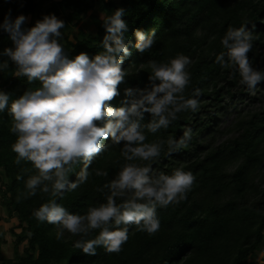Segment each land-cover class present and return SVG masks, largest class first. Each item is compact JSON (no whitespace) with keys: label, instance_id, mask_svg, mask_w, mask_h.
Returning <instances> with one entry per match:
<instances>
[{"label":"trees","instance_id":"1","mask_svg":"<svg viewBox=\"0 0 264 264\" xmlns=\"http://www.w3.org/2000/svg\"><path fill=\"white\" fill-rule=\"evenodd\" d=\"M42 1L0 0V23L9 10L13 19L18 15L37 16ZM93 2L55 0L37 18L42 19L51 12L64 21L60 42L69 58L80 52L91 58L103 51L106 31L101 18H91L92 34L77 26L76 33L69 39L65 31L81 21V15L92 9ZM103 7L106 9L104 17L116 8L125 9L122 17L128 25L125 43L131 52L122 64L128 75L118 86L120 95L110 106H122L125 88L143 89L149 85V61L167 62L178 53L191 59L187 69L191 79L184 95L197 99V110L178 113L167 129L161 128L155 134L145 129L144 133L145 142L151 143L167 140L169 136L178 139L186 128H191L192 139L187 148L169 156L165 145L152 166L170 174L183 164L184 170L196 177L195 182L179 204L157 209L160 229L154 235L136 231L134 225H129V239L122 251L107 253L103 247H98L95 255H86L73 247L79 236L65 233V239L57 241L55 226L32 216L34 209L52 198L50 193L37 190L35 196L17 201V195L26 191V179L36 170L30 162L15 163L16 154L11 144L16 135L9 131L11 117L6 108L0 112V192L4 206L17 219L14 228L20 229L14 233L13 241L16 264H245L264 248V188L260 170L264 162V108L237 119L233 125L238 132L236 137L220 143L212 141L218 132L216 126L222 110L228 105L235 109L238 99L249 97L248 91L242 89L246 86L239 85L238 74L231 76V69L222 68L216 57L226 52L221 39L228 27L246 25L254 37L249 60L254 68L264 67V56L257 53L264 47V0H119L117 3L107 0ZM65 11L66 14L62 13ZM28 25L30 28L34 23L29 21ZM152 29L156 31V43L140 53L134 47L135 31L148 33ZM12 46L8 34L0 29V52ZM7 59L0 56V62ZM14 72L15 65L10 60L9 67L0 71V90L9 94L10 102L25 91L40 87L39 81L29 83L26 77H14ZM197 89L199 95H194ZM150 119L151 115L145 113L142 123ZM104 143L107 147L93 160L88 181L75 191L66 192L63 199L57 198V202L72 213L84 214L89 206L105 202L107 190L97 189L112 179L126 162L120 155L122 144L113 145L110 138ZM82 166V163L74 166L69 173L71 180H75ZM94 169L106 171L108 176L98 177ZM18 174L23 179L18 181ZM96 235L98 230L86 238ZM21 244L23 247L19 248Z\"/></svg>","mask_w":264,"mask_h":264},{"label":"clouds","instance_id":"2","mask_svg":"<svg viewBox=\"0 0 264 264\" xmlns=\"http://www.w3.org/2000/svg\"><path fill=\"white\" fill-rule=\"evenodd\" d=\"M124 15V8H116L111 15L101 17L106 31L103 51L91 58L85 52L69 58L60 42L65 23L54 14L44 15L34 26L25 28L28 18L18 15L13 19L9 10L0 23L13 45L0 52L8 58L0 62V71L9 67L10 60L15 65L14 77L40 83V87L25 91L11 102L9 94L0 90V112L7 108L9 131L16 135L11 144L15 163L30 162L36 170L26 179V191L17 195V201L35 196L37 190L50 193L52 198L34 209L32 216L54 225L57 241L65 239V233L79 236L73 247L86 255H95L98 247L107 253L122 251L129 239V225L154 235L160 229L157 209L186 199L196 179L183 164L170 174L152 166L165 145L169 156L187 148L191 128H186L178 139L169 136L151 143L145 142L144 133L145 129L152 134L167 129L178 113L197 110V99L184 95L191 79L187 69L192 61L188 56L178 53L167 62L149 61V85L143 89L125 88L122 106H110L128 75L122 68L124 58L131 55L125 43L128 25L122 19ZM135 37L134 47L140 53L150 50L157 40L155 29L148 33L136 30ZM253 38L246 25L229 26L221 39L226 52L216 57L222 68L231 69L233 77L238 74L239 84L252 92L264 82V70L254 68L248 57ZM194 95H199L198 89ZM145 113L151 119L142 123ZM109 138L113 145L122 144L120 155L126 162L97 189L107 190L105 202L89 206L84 214L68 211L57 198L63 199L66 192L88 181L89 168L105 151L104 142ZM137 160L147 163H135ZM81 163L75 180H71L69 173ZM94 172L98 177L108 176L101 169ZM16 179L23 176L18 174ZM96 230L95 238H86Z\"/></svg>","mask_w":264,"mask_h":264},{"label":"rangeland","instance_id":"3","mask_svg":"<svg viewBox=\"0 0 264 264\" xmlns=\"http://www.w3.org/2000/svg\"><path fill=\"white\" fill-rule=\"evenodd\" d=\"M53 1L55 0H43L40 4V13L37 14V16H26L28 19L24 27L28 28L29 21L35 24L38 16L41 15V13H43V11L47 9ZM112 1L117 3L119 0ZM106 2L107 0H94L92 9L88 13L81 15V21L78 24H72L70 29L65 30L69 39L76 33L77 26H81L87 33H94V26L91 18L93 16L98 18L105 16L106 9L103 6ZM62 13L66 14L67 11ZM49 14L52 13L50 12ZM72 23H74V21H72ZM257 53H260L261 57H263L264 47L258 49ZM257 69L264 70V67L260 65ZM242 89L243 91H248L249 97L243 100L238 99L235 109L231 108L230 105L227 104L228 107L222 110V114H220L219 121L216 126L218 132L214 135L212 140L215 143L226 141L227 139L234 138L238 135V132L233 125L240 116L248 115V113L260 112L264 108V84L258 85L254 92L248 90L246 87H243ZM224 103L226 104V101ZM260 170L261 173L263 172V175L261 176V187L264 188V162L262 163ZM4 223H7V225ZM16 224L17 219H14V216H12V214L8 212L6 206H4L0 192V264H16L14 259L13 241L15 238L14 233H18L20 231L19 228H14ZM12 228L14 232H12ZM21 247H23V244H21L19 248ZM245 264H264V248L256 257H250L248 262Z\"/></svg>","mask_w":264,"mask_h":264},{"label":"crops","instance_id":"4","mask_svg":"<svg viewBox=\"0 0 264 264\" xmlns=\"http://www.w3.org/2000/svg\"><path fill=\"white\" fill-rule=\"evenodd\" d=\"M14 219H16V217L14 216ZM4 224H6L7 225V223H4Z\"/></svg>","mask_w":264,"mask_h":264}]
</instances>
